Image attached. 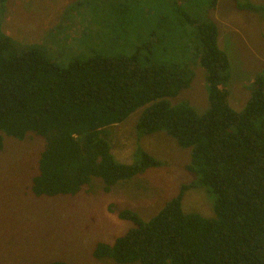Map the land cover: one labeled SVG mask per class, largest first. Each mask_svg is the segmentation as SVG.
Here are the masks:
<instances>
[{
  "label": "trees",
  "instance_id": "1",
  "mask_svg": "<svg viewBox=\"0 0 264 264\" xmlns=\"http://www.w3.org/2000/svg\"><path fill=\"white\" fill-rule=\"evenodd\" d=\"M93 1L106 15L134 17L123 0ZM233 2L238 11L264 19V3ZM153 3L167 7L154 18L152 33L172 37L165 45L176 49L170 61L141 65L137 53H95L60 65L0 32V149L3 135L43 139L30 181L36 197L74 196L94 178L108 191L162 164L140 145L131 162L118 161L111 151L107 128L140 108L138 138L165 131L179 147L189 148L183 169L194 178L182 182L149 219L129 208L118 210L131 226L111 242H97L92 256L118 264H264V68L253 78L244 106L234 109L230 61L209 14L218 0ZM152 45L150 40L149 51ZM198 65L207 90L201 113L186 99L172 103L190 87ZM193 187L212 194L213 216L183 211L184 193Z\"/></svg>",
  "mask_w": 264,
  "mask_h": 264
},
{
  "label": "rangeland",
  "instance_id": "2",
  "mask_svg": "<svg viewBox=\"0 0 264 264\" xmlns=\"http://www.w3.org/2000/svg\"><path fill=\"white\" fill-rule=\"evenodd\" d=\"M79 1L6 0L0 5V32L22 45L35 47L60 65L95 53H137L141 65L149 60L170 61L175 57L176 49L165 47L172 37L166 40L165 34L152 33L154 18L167 11V7L157 8L153 0H123L126 12L134 15L129 20L128 14L114 13L115 17L104 14L93 0L77 4ZM250 1L264 3V0ZM196 8H190L192 15ZM209 14L219 28L218 42L231 65L229 103L240 110L249 97L253 78L264 68V19L259 13L238 11L233 0H218ZM160 37L164 38L158 42L155 38ZM150 40L151 51L147 48ZM202 73L199 65L195 66L190 87L182 90L174 102L170 101L186 99L197 112H203L207 108V90ZM138 110L125 121L107 128L111 151L118 161L131 162L135 148L140 145L162 164L121 181L108 191L103 189L100 179L94 178L91 187L74 196H34L30 181L43 139L35 134H28L23 140L3 135L0 264H44L52 260L118 264L92 256L97 242H111L131 226V222L118 217V210L129 208L149 219L177 194L182 182L194 178L183 169V164L189 161V148L179 147L165 131L138 138L135 131ZM203 188L193 187L184 193L181 201L184 212L213 216V196Z\"/></svg>",
  "mask_w": 264,
  "mask_h": 264
}]
</instances>
